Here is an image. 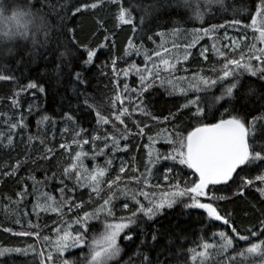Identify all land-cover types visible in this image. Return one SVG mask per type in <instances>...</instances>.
<instances>
[{
    "label": "snow or ice",
    "instance_id": "snow-or-ice-1",
    "mask_svg": "<svg viewBox=\"0 0 264 264\" xmlns=\"http://www.w3.org/2000/svg\"><path fill=\"white\" fill-rule=\"evenodd\" d=\"M172 8L182 18L200 22V26L192 24V39L186 43V49L193 48L205 36L211 38V34L219 29H225L227 34L225 23H212L211 18L205 20L209 12H227L229 6L226 0H152L149 4L138 0H15V4L10 0H0V82H13L17 85L8 98L9 107L18 110L20 93L26 90L35 89L41 94L46 92L38 82L29 80L24 84L16 75V70L26 64L43 62L45 68L51 67V78L56 84H61L67 75L69 84H75L77 88L83 86V92H87L88 79L83 74L88 67L94 66L99 48L106 45L103 42L89 44L87 38L82 40L78 22L88 17L95 20L89 33L91 36L106 28V22L98 17V10L115 11L114 18L121 25H132V31L135 32V11L141 12L139 24L143 25L151 15ZM221 19L226 21L228 27H242L235 10L232 18L225 15ZM248 19L251 24L243 27L258 33L254 39L264 44V0H253ZM179 31V26H173V35ZM155 35L162 33L156 32ZM147 38L153 39L152 36ZM178 47L174 42L173 48ZM129 48L137 54L141 51L131 41ZM212 50L219 57L218 60L212 61L207 55L208 48H203L200 55L204 61L211 62L209 71L213 75L196 73L191 79L186 76L176 77L177 81L186 82V87L183 83L178 86L172 79L163 78L159 70L145 69L142 72L137 68L140 86L132 89L136 93L135 100L130 96L122 98L117 61L112 59L114 79L111 82L116 90L110 98L111 111L107 115L102 111V105L91 101L82 92L73 91L76 104L73 105L69 99L67 109L61 112V135L71 133V144L78 148L91 144L94 157H105L104 166L89 171L81 159L87 153L76 151L70 157L72 162L62 167L59 183L64 186L59 188V201L48 193H42V202L33 206V213L21 211L19 207L30 194L27 187L16 193L17 200L11 197L0 198L10 205H16L15 208H6L4 216L11 225L19 226L15 230L9 223H4L0 225V230L15 237L42 241L40 248L34 242L19 247L0 246V264H173V260L181 255V241L186 234H177L171 229L149 225L148 222H155L165 208L170 209L177 203L188 210H202L201 215L206 214L208 221H219L225 226V230L212 232L211 238L199 245L203 251L188 249L192 253L193 262L201 257L200 264H257L255 257L258 255L259 264H264V48H258L253 43L249 47L247 59L243 54L239 58L229 56L227 52L218 50L215 44ZM232 51H235L234 47ZM163 52L168 53L169 49L164 48ZM189 55L191 53L185 51L184 60ZM153 56L159 58L165 72H171L179 63L175 56L171 58L175 63L165 58L160 50L153 53L145 50V63L152 61L156 69H159V65ZM120 71L128 75L126 69ZM157 82L159 88H163V93L159 92ZM217 85L219 95L213 93L209 97L208 93ZM123 89L126 94L128 85L124 84ZM164 95L171 99H164ZM157 96H160L159 100L155 99ZM124 98L129 100V106H124ZM157 105L163 109L159 113L155 111ZM34 107L38 111V105L29 103L28 115L33 113ZM80 112L89 115L95 113L96 127L90 131L83 128L79 123ZM135 113L148 119L136 120ZM128 119H133L138 129L134 135H147L149 144L146 147L162 144L170 146V150L157 149L155 154L149 150L147 159L141 164L143 171L133 166L135 157L127 162L121 160L119 170L113 177L109 173L114 171L112 166L116 154L128 151L127 143L122 145L121 141H127L129 135H133L127 126ZM0 120L8 128L7 135L0 132V151H11L18 147L14 137L19 136L25 146L23 163L31 160L39 166V161H50L56 155L55 145L48 146L49 132L54 139L57 123L52 116L40 113L34 133L28 131L29 124L23 112L14 111L9 114L0 109ZM149 121L163 125L155 137L150 134L153 125ZM108 125L111 128L106 127ZM120 125L124 126L123 129ZM35 142H38L39 154L32 158L30 149ZM71 144L62 142L59 148L68 151ZM160 164L162 168L157 167ZM22 166V162L17 160L15 166L0 176L11 178ZM153 170L163 174L165 183L169 182L170 177L172 179V190L159 199L150 191L160 187L158 183L154 185L151 182ZM128 171L135 175H122ZM52 177H57L55 171ZM181 177L193 179L189 183ZM69 180L74 181L72 187L65 183ZM130 184L136 187H129ZM85 187L89 190L87 202L81 200L77 203L73 196L67 195L74 193L76 188ZM121 199V207L126 214L121 215L118 222H109V218L115 219L117 205L114 201ZM241 200L248 205L240 209L245 215L249 212L259 213L257 223L239 227L233 218L234 212H225L221 208L220 202L236 205ZM85 203L92 204L94 209L91 212L84 211L81 216L79 210ZM65 208L69 213L76 210L75 219L55 226L52 229L54 240L49 235L42 236L41 225L34 224L30 218L37 214L39 219L36 209L40 212L52 211L63 217L67 214ZM101 216L103 232L87 240L89 221L100 220ZM72 224L78 227L70 230ZM122 234L125 241L136 245L131 252L124 251L131 245H121ZM134 237L139 240L138 244ZM85 247L87 253H81L79 257L75 253L66 255L73 249ZM125 256L127 259H124ZM16 257L26 259L17 262Z\"/></svg>",
    "mask_w": 264,
    "mask_h": 264
},
{
    "label": "trees",
    "instance_id": "trees-1",
    "mask_svg": "<svg viewBox=\"0 0 264 264\" xmlns=\"http://www.w3.org/2000/svg\"><path fill=\"white\" fill-rule=\"evenodd\" d=\"M15 4V0H10ZM138 2L143 4H149L152 0H138ZM253 0H242L239 6L234 7L232 12L235 10V15L241 20L242 27L233 28L228 27L226 21L223 19L218 21H213L214 23H225L226 29L232 32H236V34H245L249 38V46L244 48L243 50L237 52H229L225 49V43L222 39L223 32L225 29H219L217 32L211 34V38L200 39L198 43H196V47L194 46L189 52L187 60H184L183 57H176L178 60L181 59L179 63L176 64V68L171 72H165L164 66L159 62V58L153 56V60L159 65V69L153 68L152 61H148L145 63L144 59V51H148L149 53H153L155 50H163V47H169V44L166 43L164 46H158V42L161 39H168L171 36H174L177 39L178 45H183V38L191 37V21H189L186 17L182 18L175 8L165 9L158 13H155L148 17L143 25L139 24V20L141 17L140 11L134 12V17L137 22L136 31H132V25H121L114 17L115 11H105L103 9L98 10V17L103 19L106 22V28L101 29L99 32L92 34L89 36L90 30L95 23V20L91 17L83 19L81 22H78L77 27L80 30V38L82 40L87 38V43L89 44H97L99 42L105 43V47L99 48L97 52V56L94 59V66L88 67L87 71L83 74L88 79L87 84V92H83V86L77 88L75 84H69V78L65 75L63 82L61 84H56L51 78L52 69L51 67L45 68L43 62H37L36 64H26L25 66L20 67L16 70V75L20 77V80L26 84L29 80H33L42 85L46 92L44 94L39 93L35 89L26 90L25 92L20 93V108L18 110L11 109L9 107L10 100L8 99L12 93L16 90L17 85L13 82H0V109H3L5 113L11 114L14 111L23 112L27 117V121L29 124V132L34 133L36 131V121L39 119V114H46L52 116L54 120L57 121L55 125V138H52L51 132H49V140L48 146L55 145L56 155L50 161H39V166L33 164L31 160L27 163H23L25 159V146L24 143H21L20 137H14L15 144L18 147L9 151L7 149L0 151V174L4 171L9 170L11 167L16 165L17 160L21 161L23 166L17 171L16 175L9 178L6 176H0V198L11 197L12 200H17L18 196L16 193L22 191L25 187H27L28 192L30 193L24 198L23 203L19 206L21 211H27L29 213H33V206L37 202H42V193H48L51 196H54L57 201H59L61 193L59 188L63 187V184L59 183L61 179L60 173L62 171L63 166H67L70 162L71 156H74L76 151H83L87 153L86 156H82L84 165L91 171L94 168L103 167L105 163V157L103 156H95L93 155L92 145H82V148H78L75 144H71V133H64L61 135V112L67 109V102L70 99L72 104H76V96L73 94V91L82 92L83 95L89 97L91 101L98 103L103 106L102 111L105 115H107L110 111L109 101L113 96L114 90H116V86L111 82L114 77L112 74V66L111 60L116 59L117 61V69L119 71V92L121 93L122 98L125 96H130L132 100H135L136 93L132 92L133 88H139L140 81L139 75L137 73V68L140 71H145V69H150L152 71L159 70L161 72V76L163 78L179 75H187L193 76L196 73L207 74L212 76L213 74L209 71L211 67V62L204 61L200 55V52L203 48H208L207 55L212 58V61L218 60L219 57L215 55L212 50V45L215 44L216 48L220 51L227 52L229 56L239 58L241 54L245 56L247 59V55L249 53V47L253 43L257 45L258 48H264V44H260L258 39H254V37H258V33H253L252 29L249 27H243V25H250L251 20L248 19L249 12L251 11ZM258 2V0H257ZM254 14V13H253ZM232 18V16H228ZM81 24L83 27L81 28ZM196 26L198 23H195ZM173 26H179L180 31L173 35L172 30ZM210 26V25H208ZM186 29V31H185ZM156 32L162 33V35H155ZM105 36L108 37V40L105 41ZM152 36L153 39L149 40L147 37ZM173 37V38H174ZM129 41H131L135 48L140 49V53L137 54L135 50L129 48ZM0 43H2V38H0ZM174 43V42H173ZM176 43V42H175ZM126 50L128 54H126ZM185 52H181L183 55ZM165 58H168L166 53H162ZM172 58V57H171ZM175 63V60H170ZM255 63V61H254ZM107 65V67H104ZM135 65V67H133ZM219 67V65H217ZM121 69H126L128 71V75L125 76ZM203 70V71H202ZM68 69H65L67 72ZM104 73H108V75H104ZM124 84L128 85V92L125 94L123 86ZM157 88L160 93H163V88H159V82H157ZM35 93V95H33ZM164 99H171L167 95H164ZM156 100L160 99V96L155 98ZM29 103H32L34 106L38 105V111L34 107V111L31 115H28V106ZM129 100L124 98V106H129ZM119 104V101H117ZM163 109L157 105L155 111L159 113ZM167 115V112H164ZM259 115V113H257ZM80 125L87 129L91 130L96 127L95 125V113L89 115L87 112H80ZM134 119L139 121L147 120V117L141 116L139 113L134 114ZM251 119V117H249ZM153 125L151 129V133L155 137V133L159 131L163 125H157L155 121H149ZM187 123V121H185ZM127 126L133 135H129L127 141H121V144L127 143L128 151L127 152H118L116 154V158L114 160L113 169L109 173L110 176H115L116 172L119 170V164L121 160L125 162L132 160L133 166L140 168L142 162L147 159V153L150 148L146 147L149 144L147 139V135L143 137L134 135L138 131L133 122V119L127 120ZM111 128V125L106 126ZM123 125H120V128L123 129ZM19 131V130H18ZM0 132H3L5 135L8 133V128L6 124L0 120ZM147 132V130H146ZM26 139V134H25ZM68 143L71 144L70 153L71 155L66 156L65 151L59 148L60 143ZM148 142V144H147ZM38 142H35L34 146L31 147V156L35 158L38 152ZM170 163V162H167ZM157 167H163L162 164L157 165ZM55 171L57 173V177H52V172ZM151 178L152 184H159V188H152L150 191L154 192L156 196L160 195L159 193H163L165 190L171 188L172 179L168 183H165L163 179L162 173H155ZM127 177L130 175H135L130 171L122 174ZM182 180H186L190 183L193 177H181ZM69 187L74 185V181H65ZM135 184H130L129 187H133ZM107 187L106 185L104 186ZM121 187H124L121 184ZM136 187V185H135ZM36 188V189H35ZM36 191V192H35ZM37 193L36 196L34 194ZM89 190L85 188H76L74 193H67V195L73 196L75 202L79 203L81 200L87 202L89 199ZM39 198V199H38ZM250 199V198H249ZM114 203L117 205L115 209V219L119 220L121 215H125L126 213L122 209V199L116 200ZM221 208L225 212H234L233 218L237 221V226L246 227L251 226L254 223H257L256 217L259 215L258 212L253 214L249 212L247 215L244 212L240 211V209L246 208L248 205L245 201L241 200L238 204L234 205L229 202H220ZM16 205H10L6 200H0V225L4 223H9L10 221L5 220L4 212L6 208H15ZM94 206L89 203H85V206L79 210V214L82 216L84 211H93ZM64 211L67 213L63 217L58 215L52 211L40 212L38 214L39 219L36 214L31 215L32 222L39 223L41 225V235H49L50 237L54 235V231L52 229L62 224L63 221H69L75 219L76 210L73 212H67L65 208ZM202 210L198 209H185L179 203H177L174 207L169 210H165L162 215H159L156 218L155 222H148L149 225H153L155 227H160L162 229H171L177 234H186L181 243L183 244V249L181 250V255L173 260V264H200L201 257H197V260L193 262L191 260L192 253L188 251L190 248L196 249L197 252L203 251L199 245L203 242L208 241L211 238L212 232H218L221 230H225V226L221 222H210L206 219V214L201 215ZM90 222V221H89ZM213 225H215L213 227ZM15 230H18L19 226L11 225ZM78 226L72 224V229L75 230ZM230 231V229H228ZM139 232V230H137ZM218 239V238H217ZM136 240V244L139 243V240L134 237ZM34 242L39 248V243L42 241H37L35 238L28 237H15L12 236L11 233L4 232L0 230V246L4 247H19L26 246L27 243ZM121 245L129 244L131 247L125 248V253L131 252L133 248H135V244H132L130 241H125L123 239V235L120 239ZM243 243V242H241ZM210 252L212 250H209ZM79 253V251H77ZM70 254L69 256H71ZM215 258V257H213ZM127 259V256L124 257ZM163 259V257H161ZM257 260V264H259V256L255 257Z\"/></svg>",
    "mask_w": 264,
    "mask_h": 264
},
{
    "label": "rangeland",
    "instance_id": "rangeland-1",
    "mask_svg": "<svg viewBox=\"0 0 264 264\" xmlns=\"http://www.w3.org/2000/svg\"><path fill=\"white\" fill-rule=\"evenodd\" d=\"M242 0H226V3L227 5L229 6V9L227 12H223V11H219V10H216L215 11V14H213L212 12H209L206 16H205V20H209L211 18V21L212 23H214L213 21H218V20H221V17L222 16H233V12H232V9H234V7L236 6H239L240 5V2ZM203 2V0H202ZM189 15H191V13H189ZM193 23H198V25H200V22L199 21H191V25ZM246 35L245 34H236V32H232V31H229L227 30V34L225 35V31L223 32V36H222V39L225 43V46H229V47H225V49L229 52H237V51H240V50H243L244 48L248 47L249 46V38L246 36V38H243L245 37ZM174 36H171L170 38L168 37V39H161L159 42H158V46H164L166 43L169 44V47H163L164 48H168L169 49V52L166 53L167 57L171 60V57L172 56H175V57H184V54L181 55V52H185V51H190L191 49H186L185 48V45L186 43L190 42L191 39H192V36L189 37V38H183L182 40L184 42H182L183 45H179L178 48H173V42H176L177 44V39L174 37ZM205 38H209L207 36H205ZM203 39V38H202ZM198 43V41H197ZM197 46V45H196ZM195 46V47H196ZM235 48V51H232V48ZM160 51L163 53V50L160 49ZM181 61V59H179V62ZM182 62V61H181ZM162 66H164L162 64ZM187 77L188 79H191L193 76H187V75H179V76H174L173 78L171 77H166V79H172L174 83H177V85L179 86L181 83L184 84V86L186 87L187 84L186 82H183V81H177L176 80V77ZM161 89V88H160ZM213 93H215L216 95H219V85H217V87L215 89L212 90V92H209L208 95L209 97H211L213 95ZM194 126V125H193ZM148 144V142H147ZM169 149L170 150V146L168 145H162V144H155V145H152L150 150L153 152V154H155V151L157 149L163 151L165 149ZM64 150V149H63ZM65 151V150H64ZM65 155L66 156H69L71 155L70 153V149L68 151H65ZM120 166V164H119ZM133 187H135V185H133ZM36 189V188H35ZM172 189L169 188L168 190H165L163 193H159L160 195L156 196L157 199L161 198V196L166 193V192H170ZM36 192V191H35ZM37 193L34 194V196L38 197L36 195ZM141 199L143 200V197H141ZM37 204V202L35 203ZM34 204V205H35ZM180 204V203H179ZM181 205V204H180ZM182 206V205H181ZM171 209V208H170ZM165 210H169V208H165L163 210V213ZM36 213H40L39 209H36ZM37 215V214H36ZM162 215V214H161ZM109 222H112V223H115V222H118V220H114L113 218H109ZM89 226H90V231L86 234V239L87 240H90L93 236H99L102 232H103V216H101V219L100 220H91L89 222ZM137 230H139V228H137ZM127 231V230H126ZM123 235V234H122ZM121 235V236H122ZM51 238L54 240L55 239V234L51 236ZM41 247V244L39 243V248ZM77 251H79V253H77ZM88 249L87 247L83 248V249H80V248H76V249H73L70 253H66V255H70L72 253H75L77 257H79L81 255V253H87ZM23 259H26L25 257H16V260L17 262L23 260Z\"/></svg>",
    "mask_w": 264,
    "mask_h": 264
},
{
    "label": "water",
    "instance_id": "water-1",
    "mask_svg": "<svg viewBox=\"0 0 264 264\" xmlns=\"http://www.w3.org/2000/svg\"><path fill=\"white\" fill-rule=\"evenodd\" d=\"M216 222H219V221H216ZM222 223V222H221Z\"/></svg>",
    "mask_w": 264,
    "mask_h": 264
}]
</instances>
